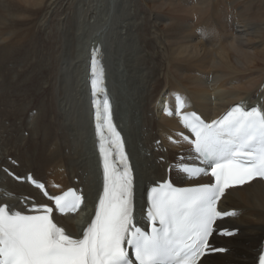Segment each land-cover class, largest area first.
<instances>
[{"label": "bare ground", "instance_id": "obj_1", "mask_svg": "<svg viewBox=\"0 0 264 264\" xmlns=\"http://www.w3.org/2000/svg\"><path fill=\"white\" fill-rule=\"evenodd\" d=\"M97 42L135 168L136 211L184 147L167 140L178 121L163 109L175 92L208 120L236 102L264 104V0H0V204L40 196L8 170L45 178L55 194L81 187L84 210L97 201L87 71ZM220 205L235 210L224 225L238 233L214 236L227 251L197 264H253L264 237V182L226 190ZM83 209L58 217L68 232Z\"/></svg>", "mask_w": 264, "mask_h": 264}, {"label": "snow or ice", "instance_id": "obj_2", "mask_svg": "<svg viewBox=\"0 0 264 264\" xmlns=\"http://www.w3.org/2000/svg\"><path fill=\"white\" fill-rule=\"evenodd\" d=\"M96 63L94 57L93 95L103 97L94 105L104 185L95 218L74 238L53 222V209L46 205L29 210L36 214L0 206V264H133L125 244L134 249L136 264H197L208 248L215 220L234 214L217 210L220 195L230 186L264 177V112L237 106L211 123L195 113L182 115L184 126L194 135L190 143L199 157L210 162L215 183L176 188L165 182L153 188L148 211L152 227L150 232L142 230L133 224L130 167ZM179 106L183 107L182 101ZM183 171L197 175L205 170L185 166ZM49 199L60 212L74 210L80 202L71 191ZM259 259L264 264V255Z\"/></svg>", "mask_w": 264, "mask_h": 264}, {"label": "water", "instance_id": "obj_3", "mask_svg": "<svg viewBox=\"0 0 264 264\" xmlns=\"http://www.w3.org/2000/svg\"><path fill=\"white\" fill-rule=\"evenodd\" d=\"M92 56L95 57L96 61L98 60V58L102 61L104 60L103 47L99 42H97L96 44L93 43L88 50V78L93 75V72H90V59ZM98 64L100 65V62H98L97 65Z\"/></svg>", "mask_w": 264, "mask_h": 264}, {"label": "rangeland", "instance_id": "obj_4", "mask_svg": "<svg viewBox=\"0 0 264 264\" xmlns=\"http://www.w3.org/2000/svg\"><path fill=\"white\" fill-rule=\"evenodd\" d=\"M76 40V39H75ZM75 40H74V42H75ZM75 44V43H74ZM117 48H119V47H117ZM117 48H115V49H117ZM106 66H107V63H106ZM58 170H60V171H62L61 169H58ZM51 172H52V175H53V169L51 168V169H47L46 171H45V176H49L50 174H51ZM44 181L46 182V179L44 178ZM52 185V184H51ZM51 188H54V187H52L51 186Z\"/></svg>", "mask_w": 264, "mask_h": 264}]
</instances>
